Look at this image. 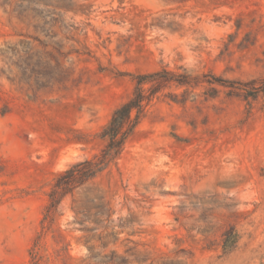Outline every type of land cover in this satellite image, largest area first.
I'll return each mask as SVG.
<instances>
[{
  "label": "rangeland",
  "instance_id": "1",
  "mask_svg": "<svg viewBox=\"0 0 264 264\" xmlns=\"http://www.w3.org/2000/svg\"><path fill=\"white\" fill-rule=\"evenodd\" d=\"M162 69L121 152L43 220ZM0 264H264V0H0Z\"/></svg>",
  "mask_w": 264,
  "mask_h": 264
},
{
  "label": "trees",
  "instance_id": "2",
  "mask_svg": "<svg viewBox=\"0 0 264 264\" xmlns=\"http://www.w3.org/2000/svg\"><path fill=\"white\" fill-rule=\"evenodd\" d=\"M171 80H175L174 74L163 69L136 77L135 88L131 96L113 111L102 130L101 136L105 143L101 150L92 157L76 161L57 173L48 193V203L45 206L43 220L52 219L66 194L72 193L76 187L95 177L116 158L127 137L138 123L145 107L157 92L158 82ZM146 84H149L147 88Z\"/></svg>",
  "mask_w": 264,
  "mask_h": 264
}]
</instances>
